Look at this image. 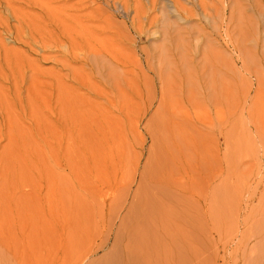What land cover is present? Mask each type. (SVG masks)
Here are the masks:
<instances>
[{"label": "rangeland", "instance_id": "obj_1", "mask_svg": "<svg viewBox=\"0 0 264 264\" xmlns=\"http://www.w3.org/2000/svg\"><path fill=\"white\" fill-rule=\"evenodd\" d=\"M3 2L0 264H109L162 210L194 221L188 264H264V5L17 0L11 43ZM217 53L221 156L200 86L190 104L158 75Z\"/></svg>", "mask_w": 264, "mask_h": 264}, {"label": "bare ground", "instance_id": "obj_2", "mask_svg": "<svg viewBox=\"0 0 264 264\" xmlns=\"http://www.w3.org/2000/svg\"><path fill=\"white\" fill-rule=\"evenodd\" d=\"M7 4L9 8L7 9L9 15H7L8 23L10 27L8 30V40L11 43H16L17 38L13 29V22L16 21L14 4L17 0H8ZM259 4L261 2L264 5V0H254ZM5 3L0 0V10L3 9ZM264 20V19H263ZM264 24V23H263ZM262 24L259 27L261 28ZM261 65L264 68V51L261 55ZM216 62H206L204 65L206 74H200L198 65L191 66L194 61H190L185 65L177 59L174 66L170 68L168 76H165V71L162 69L159 72V77L162 84V93L166 96H171L172 91L179 90L181 93H185L187 89V101L191 104L195 101L198 89V85L202 90V94L205 95V103L209 111H214V116L208 112L207 117H204L202 125L207 128L210 133L211 138L215 139V150L218 155L221 156L222 145L219 136L224 135L223 131L217 132L216 126L222 124V118L219 114L218 109H222L223 103V79L221 78V67L217 63L221 64V53L215 55ZM256 79L257 85L261 90L264 86V70L252 72ZM189 77H194L196 80H192ZM195 103H197L195 101ZM199 104V103H198ZM200 105V104H199ZM249 193V192H248ZM200 206L205 208L204 214L206 217L209 216L208 213V198L204 200L202 197H198ZM207 210V211H206ZM161 217V227L153 224L149 226L145 222H142V227H137L134 231L132 239L126 244L124 252H118V254L113 258L109 264H178L182 260L184 264H188L190 261V246L193 242L194 236V221L191 215L189 219L185 222H179V217L175 216L173 213L170 214L169 211L163 210L159 213ZM201 217V216H200ZM141 223V222H140ZM186 223V224H185ZM179 225H186V234L188 242H184L183 238L180 236L182 232L179 231ZM118 246V240L114 244V249L116 250ZM182 254H180L181 250Z\"/></svg>", "mask_w": 264, "mask_h": 264}]
</instances>
